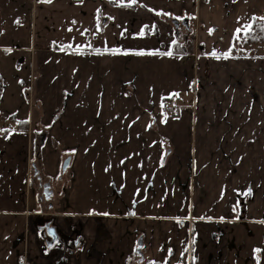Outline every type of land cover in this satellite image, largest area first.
Returning a JSON list of instances; mask_svg holds the SVG:
<instances>
[{"label": "crops", "instance_id": "crops-1", "mask_svg": "<svg viewBox=\"0 0 264 264\" xmlns=\"http://www.w3.org/2000/svg\"><path fill=\"white\" fill-rule=\"evenodd\" d=\"M254 21L264 0H0L36 102L0 115V264H264V57L216 55Z\"/></svg>", "mask_w": 264, "mask_h": 264}, {"label": "rangeland", "instance_id": "rangeland-1", "mask_svg": "<svg viewBox=\"0 0 264 264\" xmlns=\"http://www.w3.org/2000/svg\"><path fill=\"white\" fill-rule=\"evenodd\" d=\"M259 50L261 52H264V44H262ZM0 69H1L2 78H3V91H2L1 99H0V115L3 112H5L6 114L18 113L19 115L21 114L27 115V111L30 108V111L32 112L34 116L36 114V102L30 95L31 84L29 82L30 72H29L28 65L25 62H23L22 64H20L19 61L17 62L14 55L1 52L0 53ZM64 181H63V178L62 179L55 178L51 181L52 186L54 187L55 191L58 192L57 193L58 197L59 196L62 197L63 195L62 189L64 187ZM32 185L34 188L35 187L34 182H32ZM34 200L36 201L35 197H33V201ZM41 217L44 218V216H41ZM47 218H44V219H47ZM42 219L36 220L35 222L40 223ZM62 238L65 241V243L60 244V246H63L64 248L66 247L67 249H69L70 247V250H71L72 245L68 247L69 243L66 240V236L63 235ZM76 238L77 237H75L74 240ZM42 239H43L42 243L45 246V239L44 238ZM56 246H58V244H56ZM50 251L55 252V254H53L55 257L59 255V251H56L55 248H52ZM57 259L55 261L59 262V258Z\"/></svg>", "mask_w": 264, "mask_h": 264}, {"label": "trees", "instance_id": "trees-1", "mask_svg": "<svg viewBox=\"0 0 264 264\" xmlns=\"http://www.w3.org/2000/svg\"><path fill=\"white\" fill-rule=\"evenodd\" d=\"M190 31L191 32L187 33L186 41L181 42L178 39L175 42L172 53L188 55L194 52L195 44H194L193 29L190 28ZM237 37L235 38L234 43L231 47H229L224 53H218L216 55L223 57L232 56V57H241V58L264 57V54L258 52L257 49V45H259L260 43H264V22L254 21L248 30L239 33ZM2 91H3V78L2 75L0 74V97ZM34 143H35L34 149L35 152H37L41 145L40 140L37 138ZM139 264H164V263L152 262L151 260L144 259L143 262Z\"/></svg>", "mask_w": 264, "mask_h": 264}, {"label": "flooded vegetation", "instance_id": "flooded-vegetation-1", "mask_svg": "<svg viewBox=\"0 0 264 264\" xmlns=\"http://www.w3.org/2000/svg\"><path fill=\"white\" fill-rule=\"evenodd\" d=\"M33 178H34V180H35V182H36V184H37V186H38V188H39V199L42 201V202H45L46 203V205H48V207L50 206V207H53L54 206V204H55V202H56V200H58V192H56L55 191V189L53 188V186H52V183H51V180H48V179H44L43 178V176H42V174H40V171L38 170V168L34 165V167H33ZM47 182H49L50 183V189L52 190V195L50 196V198L49 199H46L45 198V194H44V190H43V185L44 184H46ZM47 223H50V225H52L53 226V223L51 222V220H49V219H42L41 220V222H40V226L39 227H42L40 230H41V233H42V235H43V237H44V239H45V244H46V242H48L51 238L47 235V230H46V228H45V225L47 224ZM55 227V226H54ZM58 232V231H57ZM58 235H59V239H58V241L55 243V244H64L65 243V241L63 240V238H62V235H60L59 233H58ZM54 244V245H55ZM53 247V246H52Z\"/></svg>", "mask_w": 264, "mask_h": 264}, {"label": "water", "instance_id": "water-1", "mask_svg": "<svg viewBox=\"0 0 264 264\" xmlns=\"http://www.w3.org/2000/svg\"><path fill=\"white\" fill-rule=\"evenodd\" d=\"M172 23L176 29V33H178V30H179L181 25L188 26V19H184L182 22H180L179 20H173ZM69 164H70V158H66V160H64L62 163V172L66 171ZM43 190H44L45 198L49 199L50 196L52 195V190L50 189V183L49 182H47L46 184L43 185ZM39 228L41 229L42 227H39ZM45 228L47 230L46 231L47 235L51 238L48 242H46V246L52 247L59 239L58 232L54 226L50 225V223H47L45 225ZM141 247H142V243L140 241L138 244V247L136 249L137 254H141ZM143 260H144V257L141 256L140 259L138 260V263L143 262Z\"/></svg>", "mask_w": 264, "mask_h": 264}, {"label": "built area", "instance_id": "built-area-1", "mask_svg": "<svg viewBox=\"0 0 264 264\" xmlns=\"http://www.w3.org/2000/svg\"><path fill=\"white\" fill-rule=\"evenodd\" d=\"M173 110H175L174 101L168 100L164 107V112L168 114V113H171Z\"/></svg>", "mask_w": 264, "mask_h": 264}, {"label": "snow or ice", "instance_id": "snow-or-ice-1", "mask_svg": "<svg viewBox=\"0 0 264 264\" xmlns=\"http://www.w3.org/2000/svg\"><path fill=\"white\" fill-rule=\"evenodd\" d=\"M49 2H50V0H49ZM132 2L135 3V0H132ZM248 27L250 28L251 25H249ZM239 32H240V29H237V33H239ZM237 38H238V37H237ZM167 55H171V53H167ZM225 55H227V54H225Z\"/></svg>", "mask_w": 264, "mask_h": 264}]
</instances>
